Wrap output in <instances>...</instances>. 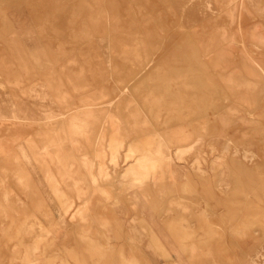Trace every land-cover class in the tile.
Returning a JSON list of instances; mask_svg holds the SVG:
<instances>
[{
  "label": "rangeland",
  "instance_id": "1",
  "mask_svg": "<svg viewBox=\"0 0 264 264\" xmlns=\"http://www.w3.org/2000/svg\"><path fill=\"white\" fill-rule=\"evenodd\" d=\"M0 264H264V0H0Z\"/></svg>",
  "mask_w": 264,
  "mask_h": 264
},
{
  "label": "bare ground",
  "instance_id": "2",
  "mask_svg": "<svg viewBox=\"0 0 264 264\" xmlns=\"http://www.w3.org/2000/svg\"><path fill=\"white\" fill-rule=\"evenodd\" d=\"M107 124L109 125V128H111L110 129V137H111L112 142L116 145H120L121 144V128H120L119 124H117L113 121L110 123H107ZM104 135H105V127L103 125H101V126H99V138L104 140L103 139ZM100 139H99V141H100ZM69 142H70V145L72 146V149L74 152H76L77 154L82 152V147L79 145V143L77 141H75L74 139H70ZM100 145H102V144H100ZM101 147H103V146H101ZM192 147H194V146H192ZM160 150H161V148L157 147L156 149H154V153L159 154ZM82 163L87 168V172L90 176L91 182L94 183L95 178H94V175L92 173V164L84 156H82ZM98 173L100 174L101 171L99 170ZM70 178L73 181H78L74 176H70Z\"/></svg>",
  "mask_w": 264,
  "mask_h": 264
}]
</instances>
